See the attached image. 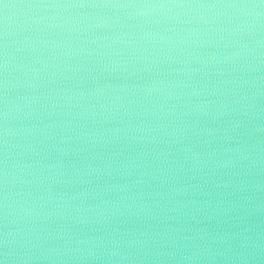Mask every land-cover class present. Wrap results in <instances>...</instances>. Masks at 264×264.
Instances as JSON below:
<instances>
[{
	"label": "water",
	"instance_id": "1",
	"mask_svg": "<svg viewBox=\"0 0 264 264\" xmlns=\"http://www.w3.org/2000/svg\"><path fill=\"white\" fill-rule=\"evenodd\" d=\"M0 264H264V0H0Z\"/></svg>",
	"mask_w": 264,
	"mask_h": 264
}]
</instances>
